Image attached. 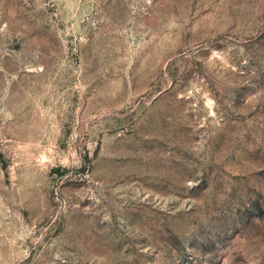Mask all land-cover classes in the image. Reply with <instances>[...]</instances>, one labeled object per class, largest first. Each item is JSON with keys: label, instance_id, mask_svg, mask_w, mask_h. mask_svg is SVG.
I'll use <instances>...</instances> for the list:
<instances>
[{"label": "rangeland", "instance_id": "rangeland-1", "mask_svg": "<svg viewBox=\"0 0 264 264\" xmlns=\"http://www.w3.org/2000/svg\"><path fill=\"white\" fill-rule=\"evenodd\" d=\"M0 264H264V0H0Z\"/></svg>", "mask_w": 264, "mask_h": 264}]
</instances>
